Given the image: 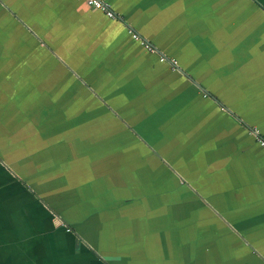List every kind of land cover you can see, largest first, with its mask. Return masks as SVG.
I'll list each match as a JSON object with an SVG mask.
<instances>
[{
	"label": "crops",
	"instance_id": "obj_1",
	"mask_svg": "<svg viewBox=\"0 0 264 264\" xmlns=\"http://www.w3.org/2000/svg\"><path fill=\"white\" fill-rule=\"evenodd\" d=\"M103 1L0 0V264L251 263L264 0Z\"/></svg>",
	"mask_w": 264,
	"mask_h": 264
},
{
	"label": "built area",
	"instance_id": "obj_2",
	"mask_svg": "<svg viewBox=\"0 0 264 264\" xmlns=\"http://www.w3.org/2000/svg\"><path fill=\"white\" fill-rule=\"evenodd\" d=\"M85 1L88 5H90L96 9L100 10L101 12H103L108 18L113 19V20L118 18V15L110 8L109 4H107L103 0H85ZM129 32H130L132 38L138 40L146 50H148L150 52H156L154 46L151 45L147 40L140 38V36L137 33L133 32L132 30H129ZM158 56H159L160 61L169 62L174 70H176L178 68V64H177L176 59L169 58L168 56H166L164 54H159ZM251 131L255 135L257 142L261 146L264 147V136H261L255 128H252Z\"/></svg>",
	"mask_w": 264,
	"mask_h": 264
},
{
	"label": "rangeland",
	"instance_id": "obj_3",
	"mask_svg": "<svg viewBox=\"0 0 264 264\" xmlns=\"http://www.w3.org/2000/svg\"><path fill=\"white\" fill-rule=\"evenodd\" d=\"M219 218H222L224 222H226V224L229 225V223L223 218V216H221L220 214H218ZM241 237V236H240ZM224 244H226L223 248V252H222V255H221V258H224L223 259V262H225V258H228V259H232L233 261L235 262H245L247 258H251V263L249 264H264V255L260 253L259 250H257L256 248H254L253 246V249L251 248V250L253 251L254 255L251 254V250L250 252L248 253L246 250H243V249H237V251H232L231 252H227V243H226V240H224ZM241 241L246 245V246H251V243H248L247 239L245 238H242ZM245 264V263H244Z\"/></svg>",
	"mask_w": 264,
	"mask_h": 264
},
{
	"label": "water",
	"instance_id": "obj_4",
	"mask_svg": "<svg viewBox=\"0 0 264 264\" xmlns=\"http://www.w3.org/2000/svg\"><path fill=\"white\" fill-rule=\"evenodd\" d=\"M130 30H132L133 32H135V33H137L135 30H133L132 28H130ZM138 34V33H137ZM139 35V34H138ZM140 36V35H139ZM140 38H142L141 36H140ZM144 39V38H143ZM145 40V39H144ZM155 48V47H154ZM155 50H156V52L158 51L156 48H155ZM159 54H162V53H160V52H158ZM178 70H179V67L177 68Z\"/></svg>",
	"mask_w": 264,
	"mask_h": 264
}]
</instances>
